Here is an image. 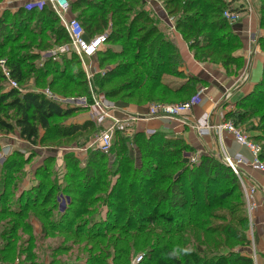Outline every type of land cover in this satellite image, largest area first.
I'll return each mask as SVG.
<instances>
[{
  "label": "trees",
  "instance_id": "obj_1",
  "mask_svg": "<svg viewBox=\"0 0 264 264\" xmlns=\"http://www.w3.org/2000/svg\"><path fill=\"white\" fill-rule=\"evenodd\" d=\"M99 1L75 0L69 8V14L80 20L86 38L101 34L110 17L117 30L107 40L124 41L123 55L129 57V64L124 65L119 72L104 74L98 89L109 97L111 89L101 90L103 85L127 74L129 80L123 87L130 91L127 98L129 103L140 105L147 101L191 100L196 94L197 83L201 81L198 78L185 75L189 78L174 87L161 84L158 80V73L161 72L177 77L183 75L178 70L181 57L177 46L162 37L155 28L153 14L145 1L110 0L108 4ZM162 5L169 17L173 18L179 13L184 15L178 16L175 26L185 39L208 30L204 42L189 47L195 59L220 63L226 69L234 68L235 72L241 68L242 57L233 54L241 48V41L233 33L231 23L223 17L227 2L163 0ZM81 7L83 10L75 14V10ZM82 11L88 14L82 15ZM126 12L131 13L130 18L124 16ZM16 15L29 20L38 18L45 23L54 18L63 33L62 39L68 40L58 19L46 6L40 9L33 7L28 13L19 10ZM123 19H127V22ZM259 21L263 29L264 23L260 17ZM222 36L229 37L230 41L221 44L219 38ZM16 41L18 37L6 45L0 44V54L5 56L9 53L5 61L8 74L20 83L25 79L23 69L26 64L23 58L12 53L24 47V44ZM258 42L264 50V36L259 37ZM130 43L132 49L128 47ZM105 56L110 55L105 53ZM237 104L244 111L226 112L223 119L232 121L246 134L252 133L248 138L260 146L259 158L264 163V66L260 81ZM8 111L14 113L13 122L6 114ZM75 112V108H62L40 93L20 94L12 87L0 95V132L12 133L17 130L20 138L30 144H38L48 141L46 139L67 138L77 133L95 131L94 123L90 120L59 127L54 123L55 119L72 116ZM255 120L257 124L253 123ZM40 129L45 132L44 138L40 137ZM174 136L171 138L159 132L146 135L141 131H116L108 153L94 150L90 154L89 169L71 176L68 193L83 206L97 202L91 195L98 191L99 201L109 204L113 211L110 218L124 221V226L119 231L116 228L114 232L112 224L107 221L96 222L88 224V230L96 229V233L85 234L96 235L98 244L108 247L111 264H130L133 254L142 247H146L148 252L137 264H209L204 255L200 256L205 252L212 255L211 264H253L246 251L249 245L246 232L249 224L244 192L237 178L239 175L212 154H202L196 163L188 164L185 154L194 148L181 135ZM133 149L138 151L137 158L130 155ZM21 163L10 160L5 164L2 183L10 184ZM27 203L22 206L19 202L17 206L25 208ZM235 203L237 206H233ZM238 207L242 210L240 215H236L234 210ZM19 211L12 210L13 214H21L23 209ZM72 215L62 218L67 231L72 225ZM213 220L222 222L215 224ZM103 223H106L105 227H102ZM75 227L80 234L78 224ZM90 243L97 245L96 242ZM230 243L243 245L245 250L212 254L213 249L224 248Z\"/></svg>",
  "mask_w": 264,
  "mask_h": 264
},
{
  "label": "rangeland",
  "instance_id": "obj_2",
  "mask_svg": "<svg viewBox=\"0 0 264 264\" xmlns=\"http://www.w3.org/2000/svg\"><path fill=\"white\" fill-rule=\"evenodd\" d=\"M58 1L65 9L61 14L62 19L53 11L50 0H0V44L6 45L11 39L18 37L16 43H22L24 47L12 53L23 58L26 64L23 69L25 79L17 83L9 76V70L5 63L9 53H6L5 56L0 54V74L2 75L0 78V95L13 87L20 94L25 92L40 93L62 108H75L76 112L72 116L54 120L58 127L80 124L88 120V114L92 110L93 101L97 99V96L105 97L120 108H128L130 105L127 98L130 91L123 87L124 83L129 80L127 74H122L112 79L111 83L103 85L101 90L111 89L109 97H106L104 91L98 89L104 74H109L112 71L119 72L124 65L129 64V57L123 55L124 41L107 40L109 35L117 30L110 17L107 27L102 32L107 34L105 42L94 57L84 60L83 63L69 47L68 40L62 39L63 33L54 18L45 23L37 20L38 18L29 20L16 15L19 10L28 13L33 7L40 9L46 6L53 12L64 29L62 20L65 22L72 19L79 20L72 18L73 15L70 16L69 14V8L75 0ZM151 1L158 6L157 9L154 7H149V9L153 14L154 26L162 34V37L172 42L174 37H180L188 48L191 45H200L205 41L208 30H204L198 36L185 39L175 26L178 16L183 17L184 15L179 13L175 17L173 16L170 22L167 20L169 16L162 5L163 0ZM224 1L227 2L228 8L232 7V0ZM251 1H253L252 4ZM99 2L108 4L110 0H100ZM249 3L252 8L254 6L257 16L264 23V0H250ZM249 3L247 4L249 5ZM82 7L84 8V6ZM82 7L75 10V14L80 12L79 10H83ZM161 10L164 11L162 15H159L158 11ZM83 14L86 16L88 12L82 11ZM123 14L127 18L131 16V13ZM122 21L127 22V19ZM145 26L147 27L149 24H145ZM219 40L221 44L230 41L227 36H222ZM62 47H64V51L61 49ZM128 47L132 49L131 43ZM105 53H109L110 56L106 57ZM133 70L134 68L131 71ZM179 71L183 72L182 70ZM158 74V80L161 84H172V87L184 83L189 78L185 76L184 72L178 77L166 72ZM71 79L73 81L69 82ZM12 82L15 83V86L12 85ZM239 99L227 104L225 106L226 112H243V107L237 104ZM6 114L13 122V111H8ZM1 116L4 115L1 113ZM93 123L95 131L77 133L67 138L46 139L48 141L38 142V144L28 142L27 145L24 143L21 146H15L17 137L20 138L17 130L12 133L0 132V264H111V252H109L108 247L98 244L99 240L96 235L88 236L85 233H96V229L88 230V224L102 223L103 221L112 224L114 232L116 228L119 231L124 226V221H114L110 218L113 211L109 204L99 201L100 193L98 191L91 195V198L97 202L93 205L83 206L79 205L68 193L71 176L89 169L87 167L88 160L90 154L95 150L89 146V143L101 129L108 126V122H104V124ZM253 123L257 124L258 121L255 120ZM45 136V132L40 129V137L44 138ZM168 136L175 137L174 134H168ZM217 152L212 155L223 162L219 146ZM202 154L194 149L186 153L184 158L188 164H193L199 160ZM130 155L137 158L138 151L133 149ZM47 159L49 161H46ZM10 160L22 161V163L17 172L13 174V179L8 185L2 183V178L4 177L5 164ZM238 175L241 179L243 178L239 169ZM239 177L237 178L240 182ZM19 202L22 206L27 203L28 207H20L23 209L22 213L13 214L12 210L18 212L20 209L17 206ZM234 205L237 206L236 203ZM234 210H236V215L242 214L239 207L234 208ZM252 212L251 223L253 224ZM246 213L249 224L247 204ZM69 214H73L72 219H70L72 225L67 231L62 218H66ZM76 214L77 216H75ZM213 222L218 224L222 221L213 220ZM50 223L55 225L51 226ZM76 224L81 230L80 234L77 232ZM105 226L106 223H103L102 227ZM248 230L249 225L246 231L247 236ZM81 234H84L85 237H82ZM117 234L115 233V235ZM90 242H96L97 245L94 246ZM191 244L187 247H190ZM228 245L221 249H213L212 254L218 255L226 251L245 250L243 245L235 243ZM246 251L248 252V249ZM147 252V248L142 247L140 251L133 254L130 264H137L135 259L139 256L142 257ZM205 254L200 256L204 255L207 259L206 262L211 264L213 262L212 255L206 252Z\"/></svg>",
  "mask_w": 264,
  "mask_h": 264
},
{
  "label": "crops",
  "instance_id": "obj_3",
  "mask_svg": "<svg viewBox=\"0 0 264 264\" xmlns=\"http://www.w3.org/2000/svg\"><path fill=\"white\" fill-rule=\"evenodd\" d=\"M144 1L148 7L157 9L158 6L154 5L151 0ZM246 2L249 3L250 0H232L231 2L232 8L239 12V19L231 23V28L241 41V48L233 53L234 56L242 57L243 64L241 68L235 72L234 68L226 69L220 63L199 61L194 58L193 53L180 37H174L173 43L177 46L181 57L178 69L182 70L186 75L194 76L201 80L197 83V91L192 98L194 103L191 110L192 118L186 116L170 119L146 118L138 123V127L141 130L151 129L167 135H181L189 146L203 154L218 153V146L219 148L222 146L228 154H241L247 162L250 161L251 155L247 148L238 145L228 132L222 131L219 140L215 133L211 132L208 135L200 136L192 128L193 120L203 117H206L209 124H217L224 121L225 106L248 93L255 83L261 79L264 52L259 45L258 39L264 36V31L254 6L253 8L251 7L253 1L249 5ZM163 11H158L159 15H162ZM169 85L173 86L172 84ZM150 102L154 101H147L140 105L129 103L128 109L143 112L146 105ZM247 134L248 136L252 135L251 132ZM6 141L9 142L8 140ZM24 143L27 145L28 142L17 137L15 146H21ZM239 170L243 177L242 180L247 185L258 186L262 183V173L248 163L239 166ZM255 201L256 207L252 212L254 243L258 255V264H264V203L261 195H256Z\"/></svg>",
  "mask_w": 264,
  "mask_h": 264
},
{
  "label": "built area",
  "instance_id": "obj_4",
  "mask_svg": "<svg viewBox=\"0 0 264 264\" xmlns=\"http://www.w3.org/2000/svg\"><path fill=\"white\" fill-rule=\"evenodd\" d=\"M53 11L62 19L61 14L65 9L60 5L58 0H50ZM223 17L229 22L233 23L239 19V12L233 10L232 7H227L223 11ZM168 21H172V17L167 18ZM63 21V26L68 37L69 47L77 54L79 59L84 63L99 51L102 44L105 42L107 37L106 33L98 34L92 38H86L80 23L76 20ZM62 47L61 49H63ZM64 51V49H63ZM15 86V83L12 82ZM92 104V110L89 112L87 119L98 123L104 124L108 122V126L101 129L89 143L95 150L102 153H108L112 146L113 134L116 131L120 132H133L139 131L138 123L146 118H177V117H191L192 118V106L193 99L186 102H150L146 105L143 112L132 111L128 108H120L115 103L108 101L105 97L97 96ZM194 124L192 128L197 132L198 135H208L211 132L215 133L217 138L220 140L222 131L228 132L234 141L250 152L251 159L249 162L241 154H228L225 150L220 147L223 162L230 167L234 173L238 175L239 166L248 163L253 168L259 170L262 173V183L258 186L247 185L241 177L240 184L242 186L245 201L247 204V210L249 215V230L248 240L249 245L247 246L248 255L252 259L253 264H258L257 252L254 245V230L253 224L251 223V212L256 207L255 197L261 195V199L264 203V163L260 160V146L254 143L248 138V135L244 133L240 128L236 127L232 121L227 120L217 124H209L206 117L193 120ZM146 135L155 133V130L143 129ZM264 224V216H263ZM140 256L135 259V263L140 260Z\"/></svg>",
  "mask_w": 264,
  "mask_h": 264
}]
</instances>
